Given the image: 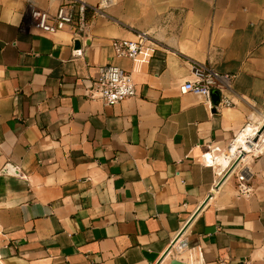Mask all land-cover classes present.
<instances>
[{
  "label": "crops",
  "instance_id": "0c3cea01",
  "mask_svg": "<svg viewBox=\"0 0 264 264\" xmlns=\"http://www.w3.org/2000/svg\"><path fill=\"white\" fill-rule=\"evenodd\" d=\"M71 1L0 0V264H264V148L251 198L224 178L264 126V0H108L83 39L26 17ZM142 33L148 61L115 56ZM194 64L233 77L231 106L181 94ZM108 65L137 90L112 107L91 97Z\"/></svg>",
  "mask_w": 264,
  "mask_h": 264
},
{
  "label": "built area",
  "instance_id": "2783aa9c",
  "mask_svg": "<svg viewBox=\"0 0 264 264\" xmlns=\"http://www.w3.org/2000/svg\"><path fill=\"white\" fill-rule=\"evenodd\" d=\"M108 6V0H102L98 8L90 7L82 0H72L69 4L61 6L55 14H51L29 3L26 17L31 20V25L42 34L55 35L69 28L72 30L75 39H83L88 36L90 30L89 11L98 12ZM112 48L118 59H128L133 62L148 61L155 52L150 36L146 33L138 34L135 40H115L112 43ZM232 84V76L219 74L206 65L194 64L192 79L185 82L181 86L180 91L183 95L192 94L202 98L208 104L212 102V92L217 91L222 96V101L218 107L231 106L232 102L230 99L225 98V94L231 91ZM136 95V84L132 74L114 65L100 68L99 77L91 92L92 98L101 99L109 107L119 105L126 100L134 98ZM238 140L236 139L230 146L226 156L229 163L224 178L235 177L238 196L251 198L254 193L251 185L252 174L246 163L250 155L258 154L263 150L264 140L262 135L260 137L247 136L245 144L249 147V151L242 146L234 151ZM187 227L188 225L184 226L172 240L164 260L189 248ZM197 264L204 263L198 262ZM219 264L230 263L221 260ZM242 264L253 263L244 262Z\"/></svg>",
  "mask_w": 264,
  "mask_h": 264
},
{
  "label": "water",
  "instance_id": "95a60500",
  "mask_svg": "<svg viewBox=\"0 0 264 264\" xmlns=\"http://www.w3.org/2000/svg\"><path fill=\"white\" fill-rule=\"evenodd\" d=\"M76 47L79 48L80 47V43H76ZM212 102L214 103L215 108L218 107L220 101H221V95L219 94V92L217 91H213L212 95ZM262 133H264V126L261 128L259 134L262 135ZM173 264H177L176 262H173Z\"/></svg>",
  "mask_w": 264,
  "mask_h": 264
},
{
  "label": "bare ground",
  "instance_id": "6f19581e",
  "mask_svg": "<svg viewBox=\"0 0 264 264\" xmlns=\"http://www.w3.org/2000/svg\"><path fill=\"white\" fill-rule=\"evenodd\" d=\"M252 131V129H249L248 131H247V133H250ZM258 132H256V134L254 135V136H257L258 134H257ZM244 144V142L241 144V145H243ZM237 147V146H236ZM234 148V150H237V149H239V147H237V148ZM241 147V146H240ZM244 148L247 150V151H249V147L246 145V146H244Z\"/></svg>",
  "mask_w": 264,
  "mask_h": 264
}]
</instances>
